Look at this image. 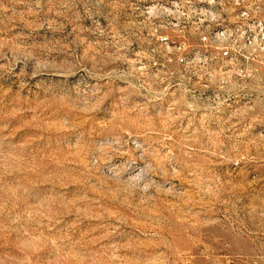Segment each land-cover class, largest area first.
<instances>
[{
    "label": "rangeland",
    "instance_id": "374dc122",
    "mask_svg": "<svg viewBox=\"0 0 264 264\" xmlns=\"http://www.w3.org/2000/svg\"><path fill=\"white\" fill-rule=\"evenodd\" d=\"M172 1L0 0V264H264V0Z\"/></svg>",
    "mask_w": 264,
    "mask_h": 264
},
{
    "label": "built area",
    "instance_id": "2783aa9c",
    "mask_svg": "<svg viewBox=\"0 0 264 264\" xmlns=\"http://www.w3.org/2000/svg\"><path fill=\"white\" fill-rule=\"evenodd\" d=\"M229 1H232V2H234V4H231L230 3V5H233V7H235L234 8V10L236 11L239 7H241L242 6V4H244L245 2H247V0H229ZM243 1V2H242ZM201 2H205V0H200L198 3H197V5H198V7H199V10H198V13H196V16L197 17H200V11L201 10H203V9H201ZM242 2V3H241ZM219 3V2H218ZM192 3H188L187 1H186V3L184 4V3H182V2H180L179 0H173L172 2H171V4L170 5H168V8L167 9H170V8H175V7H177V8H184L185 6L184 5H186V6H189V5H191ZM219 4H221V6L224 8L225 7V4L224 3H219ZM221 22H223L222 21V19H221V17H219V18H217V26H216V28L217 27H220L221 26ZM201 23H202V25H206V18H201ZM215 28V27H214ZM215 34H217V32L215 33ZM231 34V33H230ZM231 36V35H230Z\"/></svg>",
    "mask_w": 264,
    "mask_h": 264
},
{
    "label": "bare ground",
    "instance_id": "6f19581e",
    "mask_svg": "<svg viewBox=\"0 0 264 264\" xmlns=\"http://www.w3.org/2000/svg\"><path fill=\"white\" fill-rule=\"evenodd\" d=\"M214 4H215L214 0H205V2H201V5H203V9L204 10H201L200 17L207 18V21H208L209 18H212V20L215 19L214 14H212ZM171 9L172 8H170V10ZM173 9H177V7L173 8Z\"/></svg>",
    "mask_w": 264,
    "mask_h": 264
}]
</instances>
